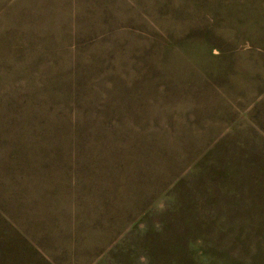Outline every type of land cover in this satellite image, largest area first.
Returning <instances> with one entry per match:
<instances>
[{"label": "rangeland", "instance_id": "rangeland-1", "mask_svg": "<svg viewBox=\"0 0 264 264\" xmlns=\"http://www.w3.org/2000/svg\"><path fill=\"white\" fill-rule=\"evenodd\" d=\"M0 264H264V0H0Z\"/></svg>", "mask_w": 264, "mask_h": 264}]
</instances>
